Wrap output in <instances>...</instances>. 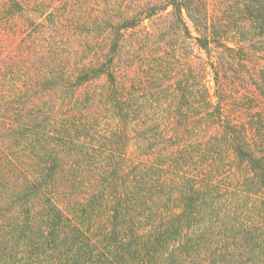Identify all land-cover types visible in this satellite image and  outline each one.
<instances>
[{
  "label": "trees",
  "instance_id": "trees-1",
  "mask_svg": "<svg viewBox=\"0 0 264 264\" xmlns=\"http://www.w3.org/2000/svg\"><path fill=\"white\" fill-rule=\"evenodd\" d=\"M66 1L0 0V264H264V0Z\"/></svg>",
  "mask_w": 264,
  "mask_h": 264
},
{
  "label": "rangeland",
  "instance_id": "rangeland-1",
  "mask_svg": "<svg viewBox=\"0 0 264 264\" xmlns=\"http://www.w3.org/2000/svg\"><path fill=\"white\" fill-rule=\"evenodd\" d=\"M164 2L165 0H122L120 5H122V8L125 9L127 6H129V10H135L137 7L143 6L145 2ZM71 4L73 1H66ZM104 6L103 2L100 0H86L85 4L80 7L82 8L83 14L85 15L86 13H89L91 15L95 14L97 11L100 12V7ZM208 7L211 13H214L216 17H223L222 11L225 8V6H222V3L220 0H208ZM121 8V10H122ZM170 10V7H168L166 10L157 13L155 16H152L151 18H144L141 20L138 25L132 29L126 32V35L129 36L130 39L133 40L135 37H145L144 35L147 33L149 35V31L152 29H160L163 25V22L166 20V15L167 11ZM25 19L23 17L19 18H14L13 20L10 21V26L8 28V32H5V34L0 35V59L5 58L10 51L13 50V47L18 43L19 39L21 38L22 33L26 30ZM187 27L191 31V35L195 36V32L193 31L190 23L186 21ZM160 31V30H159ZM158 31V32H159ZM159 35V34H158ZM160 37V35L158 36ZM184 39V40H181ZM181 39L178 40V42L175 43L174 47L176 49L183 50L186 56L188 55L187 58H189L190 61L197 60L196 57H204V52L201 50H197L195 47V44L193 43L194 40L192 39L191 36L189 37H181ZM183 42V43H182ZM185 42V43H184ZM147 46L144 45V49L140 52V55L145 53L146 50L148 49L149 45L151 44H146ZM143 56V55H142ZM184 60L181 59L179 62L173 61L174 65H178V63L184 65L186 62H183ZM136 65H138V62L136 61ZM130 68V66H127ZM131 69V68H130ZM205 83L210 91V94H213L214 86H213V81L211 79L210 74L208 73L205 78ZM243 90V89H242ZM214 100V98H213ZM102 120L101 122H103Z\"/></svg>",
  "mask_w": 264,
  "mask_h": 264
}]
</instances>
